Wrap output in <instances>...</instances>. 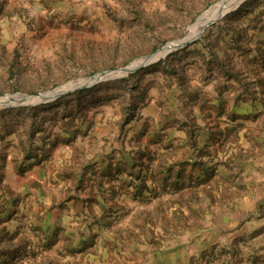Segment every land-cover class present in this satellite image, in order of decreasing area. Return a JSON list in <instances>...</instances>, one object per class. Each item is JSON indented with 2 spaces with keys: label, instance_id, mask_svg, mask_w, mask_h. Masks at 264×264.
I'll return each mask as SVG.
<instances>
[{
  "label": "rangeland",
  "instance_id": "374dc122",
  "mask_svg": "<svg viewBox=\"0 0 264 264\" xmlns=\"http://www.w3.org/2000/svg\"><path fill=\"white\" fill-rule=\"evenodd\" d=\"M223 1L0 0V264H264V0L16 101Z\"/></svg>",
  "mask_w": 264,
  "mask_h": 264
},
{
  "label": "water",
  "instance_id": "95a60500",
  "mask_svg": "<svg viewBox=\"0 0 264 264\" xmlns=\"http://www.w3.org/2000/svg\"><path fill=\"white\" fill-rule=\"evenodd\" d=\"M228 1H231L229 3V10H228V11H230L234 6H239L242 3H244L246 0H242L239 3H235L232 0H224L223 2H227L228 3ZM225 13L223 15H225ZM221 17H219L218 19H220ZM217 20L213 21L209 25L215 23ZM201 35L202 34H200L196 38H191L186 33L184 37L172 42L171 44H169L168 46L164 47L162 50L156 52L153 55H149V56H147L145 58L137 60V61L133 62L131 65H129L128 67H125V68H122V69H119V70H116V71H112V72L99 74V75L95 76L94 78L86 79L83 83L80 84V86H77V87H75L73 89L76 90V89L80 88L82 85H83V87L84 86L94 85V84H96V83H98V82H100L102 80H110V79H113V78L126 76L129 73H131L132 71L136 70L137 68H140V67H143L145 65H148V64H150L152 62H155V61L159 60L160 58L168 55L169 53H171V52H173L175 50H179V49H182V48L186 47L187 45L192 43L194 40L199 38ZM70 90L71 89H68V90H65V91H62V92L56 90V91H53V92H49L47 94H43V95H39V96H31V97L23 96V95H17L16 97H18V100H16V101H19V102L43 103V102H47V101H50V100H53V99H57L60 96H62L63 94H65L66 92H69ZM6 98H9V100H13L14 101L15 96L8 95Z\"/></svg>",
  "mask_w": 264,
  "mask_h": 264
},
{
  "label": "bare ground",
  "instance_id": "6f19581e",
  "mask_svg": "<svg viewBox=\"0 0 264 264\" xmlns=\"http://www.w3.org/2000/svg\"><path fill=\"white\" fill-rule=\"evenodd\" d=\"M232 1L233 2L237 1L238 2V0H232ZM230 2L231 1H228V3L227 2L219 3L218 5L213 7L211 10H209L207 13H205L203 16H201L199 18V20L190 27V29L187 32V35L189 37H191V38H194V36L198 35V33H200L210 23H212L213 21L218 19V17L220 16V12L226 6H228ZM81 83L69 84L68 86H65V87H62V88L58 89V91L62 92V91L68 90V89H73V88H75L77 86H80ZM6 99H9V98H6ZM6 99H0V106H3V105L7 106V105H10V104H13V102L11 100H6Z\"/></svg>",
  "mask_w": 264,
  "mask_h": 264
}]
</instances>
